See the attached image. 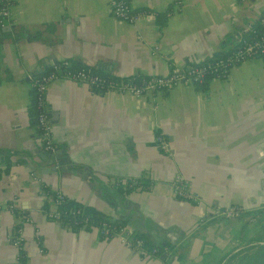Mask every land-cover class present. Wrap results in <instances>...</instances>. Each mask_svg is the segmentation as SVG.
Here are the masks:
<instances>
[{"label":"crops","instance_id":"obj_1","mask_svg":"<svg viewBox=\"0 0 264 264\" xmlns=\"http://www.w3.org/2000/svg\"><path fill=\"white\" fill-rule=\"evenodd\" d=\"M129 1L173 11L131 23L112 15L108 0H13L0 26V264L20 263L10 236L24 215L23 264H264V56L200 85L138 97L55 78L47 104L56 150L42 148L30 76L54 59L118 77L165 74L231 50L264 10V0H181L177 9L174 0ZM157 131L170 153L157 146ZM176 173L199 200L173 193ZM55 191L169 250L146 254L93 226L48 218L42 205ZM230 204L243 215L215 213Z\"/></svg>","mask_w":264,"mask_h":264},{"label":"built area","instance_id":"obj_2","mask_svg":"<svg viewBox=\"0 0 264 264\" xmlns=\"http://www.w3.org/2000/svg\"><path fill=\"white\" fill-rule=\"evenodd\" d=\"M12 3L13 0H0V26H5L9 23ZM181 3V0H174V4L177 6L176 9L180 7ZM108 8L114 17L131 23L138 20L149 22L156 18V12L158 11L145 6L133 7L129 0H108ZM172 11L173 8L167 14ZM259 22V28L250 34L239 37L233 48L226 53L186 65L173 64L167 73L150 75L139 81L132 80L130 77H118L108 73H100L85 66L72 67L71 61L68 59L52 62L44 70L30 76L32 79V94L38 108L36 125L42 148L50 153H54L56 150V144L52 138V119L47 104V89L53 79L59 77L70 78L85 83L92 91H126L137 97L147 92L164 93L179 83L202 84L210 77L224 76L232 67L246 59L264 56V10ZM154 139L161 151L170 153V141L162 133H156ZM116 182H123L124 185L132 187L137 185L138 181L133 178L122 181V179L118 178ZM189 183V179L184 175L176 173L171 181L173 193L193 201L199 200V196L189 189ZM54 194L53 207L49 208L46 215L52 220L61 222V215L57 206L65 195L61 191H55ZM78 211L76 210V212ZM243 212L244 209L236 204L215 207L216 214L227 217L242 216ZM28 221H31V219L27 215L22 216L10 236V242L20 251L19 264L24 263L23 246L25 236L23 223ZM74 221L77 222V220ZM93 227H95L102 238L116 237L121 243L137 251H143L146 254L158 253L156 247L146 250L143 246V238L136 234L127 224L111 225L107 221H102L99 225ZM35 239L37 242H41L38 232L35 235ZM168 250V246H164L162 252H167Z\"/></svg>","mask_w":264,"mask_h":264},{"label":"trees","instance_id":"obj_3","mask_svg":"<svg viewBox=\"0 0 264 264\" xmlns=\"http://www.w3.org/2000/svg\"><path fill=\"white\" fill-rule=\"evenodd\" d=\"M170 10H171V7L166 8L162 12L157 11L156 12L157 13L156 19L158 21L162 22L163 18L165 16H167V12ZM71 65H72V67L85 66V67H88L94 71H97L100 73H105L96 67L93 68V67L87 66L85 64L82 65L80 62L74 61V60L71 61ZM126 77H130L132 80H138L139 81V80H142L143 78L148 77V76H144L141 73H135L133 75H129ZM197 85H200V84H197ZM37 111H38V108L34 102V97L32 94L31 95V102L29 104V116H30V121L32 123L36 122ZM50 194H51V196L49 198H47V200H45L43 205H42L45 212H47L49 210L50 204L52 203V200L55 196L54 192H50ZM57 209L59 210V213L61 215V223L70 229H78L81 227L88 228L92 225L93 226L99 225L102 221H107L111 225L125 224V222L122 219L111 217L110 215L103 213L102 211L98 210L97 208H95L92 205L81 203L77 200H74V199H72L70 197H66V196L62 200H60V202L57 206ZM76 210H79V211L76 212ZM74 220H77V222H75ZM136 234H138L140 237L143 238V240H144L143 246L146 250H149L152 247H156L158 249V252H161L164 246H166V245L170 246L168 243L154 244L151 242L149 237L144 233L136 232Z\"/></svg>","mask_w":264,"mask_h":264},{"label":"water","instance_id":"obj_4","mask_svg":"<svg viewBox=\"0 0 264 264\" xmlns=\"http://www.w3.org/2000/svg\"><path fill=\"white\" fill-rule=\"evenodd\" d=\"M3 30H4V29L2 28V31H3ZM55 61H57V60L54 59L53 62H55ZM58 152H59V150H58Z\"/></svg>","mask_w":264,"mask_h":264}]
</instances>
